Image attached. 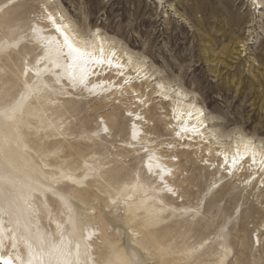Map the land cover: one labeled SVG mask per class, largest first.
Wrapping results in <instances>:
<instances>
[{
    "label": "rangeland",
    "instance_id": "374dc122",
    "mask_svg": "<svg viewBox=\"0 0 264 264\" xmlns=\"http://www.w3.org/2000/svg\"><path fill=\"white\" fill-rule=\"evenodd\" d=\"M7 1L0 0V6ZM43 1L26 0L0 12V38L17 39L22 44L0 59L4 68L0 74V105L23 92L21 72L39 53L31 44L29 28ZM258 1L262 2L260 9L256 0H56L53 6L77 30L87 34L91 29H100L120 49L132 53L135 59H145L156 81L163 80L173 89L190 93L218 135H243L264 144V0ZM49 84L52 89L47 93L57 100L47 114L56 124V131H47V142L32 136L26 141L38 150L40 159L48 156L51 164L69 166L75 174L82 172L84 160H93L104 168L98 171L101 178L97 176V182L87 180L92 183L82 192L86 204L72 199L69 189L63 196L80 210L84 222L99 229L94 240L99 264L108 260L112 249L128 256L134 254L145 264H160L158 259L145 260L134 244L133 227L126 223L122 206H106L107 196L121 183L131 186L137 178L152 182L142 171L143 158L132 153L128 158L119 155H124L131 125L123 117L124 108H103V101L81 95L63 99L64 94L53 89V84L57 86L54 77ZM57 89L63 92L60 86ZM161 106L151 105L149 116L144 115L151 121L148 129L159 132L161 141L169 142L167 126L159 118ZM163 107L167 115L168 107ZM104 122L109 130H103ZM53 152L58 158L50 160ZM177 156L183 176L176 175L178 190L167 196L172 194L169 202L189 207L190 212L170 216L166 227L155 233L157 242H164L163 247L169 243L173 248L182 244L198 248L209 242L202 247V259L209 263L225 251L224 247L232 251L227 264H264V199L257 193H249L244 199L238 194V184L231 182L215 192L218 175L207 167L197 168L201 158L188 164L180 154ZM48 198L50 209L60 211L59 200ZM42 224L49 227L48 221ZM257 233L259 243L253 241ZM148 249L154 253L158 246Z\"/></svg>",
    "mask_w": 264,
    "mask_h": 264
},
{
    "label": "bare ground",
    "instance_id": "6f19581e",
    "mask_svg": "<svg viewBox=\"0 0 264 264\" xmlns=\"http://www.w3.org/2000/svg\"><path fill=\"white\" fill-rule=\"evenodd\" d=\"M23 1L26 0H8L0 6V12L8 11ZM55 4L56 0H44L38 5L40 10L38 15L33 16L36 19L29 29L31 44L39 53L34 62L27 63L21 72L23 92L20 97L0 105V264H99L94 251V240L99 229L84 222L86 218L80 210L63 196L69 189L72 199L86 204L82 192L92 182H97V176L101 178L98 171L102 172L104 168L93 160H84L82 172L75 174L74 170L69 171V166L51 164L48 156L40 159L38 150L30 147L26 141L31 140L29 137L32 136L47 142V131H56V124L47 114L48 110L55 107L57 100L47 93V90L52 89L49 81L53 77L63 92L54 84L53 89L64 94L63 99L65 96L81 95L83 98L103 101V108H124L123 117L131 125L128 140L124 142V155H119L128 158L132 153L134 157L143 158L142 171L152 182L137 178L131 186L121 183L107 196L106 206H122L126 223L133 227L131 239L142 250L145 260L152 262L158 259L160 264H227L231 249L221 247L225 251L219 252L217 259L209 263L202 259V247L209 242L198 245V248L184 244L173 248L169 243L163 247L164 242L156 240L155 233L166 227V220L170 216L187 215L190 212L189 207H178L169 202L172 194L167 196L178 190L175 181L178 176H183L177 155L180 154L188 164H195V160L201 158L202 163L197 168L207 167L213 175H218L215 192L226 182H231L238 184V194L243 195L244 199L249 193H257L259 198L264 199V171H261L264 165L260 164L264 159V150L261 149L264 144L243 135H218L207 124L210 120L190 93L180 88L173 89L163 80L156 81L155 74L144 63L145 59H135L132 53L120 49L117 42L103 35L100 29H89L87 34L77 30L76 25L58 9L54 10ZM255 4L258 9L262 8L261 1L256 0ZM47 10L55 15L57 23L50 22ZM101 44L105 62L112 59V65L119 69L110 72L117 75L122 71L120 74H123V78L108 76L89 86L85 84L86 71L96 63H102ZM17 46H22L21 41L0 38V59ZM3 71L4 68L0 66V74ZM24 72L27 73L25 78ZM125 80L128 83H124ZM79 89L82 90L77 91ZM153 104L162 105L159 118L167 126L166 131L171 139L169 142L161 141L159 132L148 129L151 121L144 114L149 116ZM163 105L168 107L167 115H164ZM128 115L140 118L132 120ZM184 129L192 131L191 144L181 143L174 138L177 132ZM103 130H109L105 122ZM253 150L257 152L256 163L248 170V166L253 163ZM52 154L50 160L58 158L57 152ZM218 156L223 157L226 165L229 164L230 176L226 177L218 170ZM233 160L238 161L233 164ZM161 166L171 169V174L163 175ZM105 174L112 176L111 172ZM89 178L92 182L87 181ZM48 196L59 200L61 209L57 213L50 209ZM43 220L48 221L49 227L42 224ZM254 240L260 242L258 233L253 237ZM156 245L158 249L154 253L148 249V246L152 248ZM102 264L145 262L134 254L128 256L122 250L112 249L108 260Z\"/></svg>",
    "mask_w": 264,
    "mask_h": 264
},
{
    "label": "snow or ice",
    "instance_id": "6c2138e0",
    "mask_svg": "<svg viewBox=\"0 0 264 264\" xmlns=\"http://www.w3.org/2000/svg\"><path fill=\"white\" fill-rule=\"evenodd\" d=\"M47 11H48V16L50 17V22L57 23L55 15L51 11H49V10H47ZM58 27H60L62 29L61 25H59V24H58ZM64 34L67 35L66 32H64ZM100 52H101V58H102L101 66H103L104 63H105V60H104V56H103L104 49H103V45L102 44H101ZM93 55H95V54L93 53ZM113 55H115V53H113ZM112 63H113V60L109 59L108 60V64L111 65ZM117 66L119 67V65H117ZM137 74H139V73H137ZM124 83H128V81L125 80ZM188 115L192 116V113L188 112ZM139 118H140L139 116L134 117V119H139ZM184 130L187 131V129H184ZM176 135H177V137H179L180 133L177 132ZM169 147H172V145H169ZM261 149L264 150V145H261ZM256 155H257V152L255 150H253V152H252V157H253V161L252 162H253V164L256 163V159H255ZM262 155H264V152H262ZM173 159H175V157ZM205 163H207V161H205ZM233 164H235V160H233ZM260 164L264 165V159H262L260 161ZM161 170H162V174L163 175H170L171 174V169H168L166 167L161 166ZM261 171H264V167H261ZM246 183H247V181H246ZM215 186L216 185H213V187H215Z\"/></svg>",
    "mask_w": 264,
    "mask_h": 264
}]
</instances>
